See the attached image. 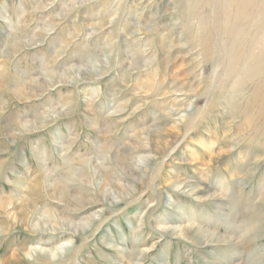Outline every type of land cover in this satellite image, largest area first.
<instances>
[{
  "label": "rangeland",
  "instance_id": "1",
  "mask_svg": "<svg viewBox=\"0 0 264 264\" xmlns=\"http://www.w3.org/2000/svg\"><path fill=\"white\" fill-rule=\"evenodd\" d=\"M263 42L264 0H0V260L264 264Z\"/></svg>",
  "mask_w": 264,
  "mask_h": 264
},
{
  "label": "bare ground",
  "instance_id": "2",
  "mask_svg": "<svg viewBox=\"0 0 264 264\" xmlns=\"http://www.w3.org/2000/svg\"><path fill=\"white\" fill-rule=\"evenodd\" d=\"M226 4V3H225ZM225 6V5H224ZM236 6V5H235ZM226 7V6H225ZM224 9V8H223ZM191 17V16H190ZM203 18V17H202ZM254 19V18H253ZM198 28V27H197ZM207 29V28H206ZM196 30V29H195ZM217 33V32H216ZM253 36V35H252ZM222 37V36H221ZM259 37V36H258ZM264 43V42H263ZM258 62V61H257ZM194 65V64H193ZM198 67V66H197ZM245 78V77H244ZM246 80V79H245ZM251 82V81H249ZM258 82V81H257ZM245 85V84H244ZM259 107V106H258ZM262 108V107H261ZM254 109V108H253ZM252 109V110H253ZM122 165V164H120ZM94 166V165H93ZM96 171V170H95ZM81 176V175H80ZM77 178H79V176H77ZM86 180V179H84ZM57 188L56 189V192L59 191L60 194L64 195L65 193V189L63 188V186H60L59 184L56 185ZM58 190V191H57ZM179 191V190H178ZM65 196V195H64ZM72 202L74 204H76L77 207L79 206H82L83 205V201L80 200V199H77V198H71ZM8 204V203H7ZM67 204V203H66ZM223 205V204H222ZM9 206H12V204H10ZM0 210H2V212L6 215V217H12L14 219H16V214L13 212V209L8 211L6 209V207L3 205V203H0ZM68 219V218H67ZM11 220V218H10ZM34 220V219H33ZM32 223V226L35 227V228H40V225L41 223H43L45 226L46 225H52V227H54L56 224L58 223H61L62 225H67V226H73L74 224L69 220H64V219H60L58 218L57 216H55L54 214H49V215H46L45 218L44 217H41L40 219L36 220V221H33L31 222ZM43 225V226H44ZM77 226V225H76ZM188 226V225H187ZM79 227V226H77ZM43 228V227H42ZM187 229L189 230H192L193 232L197 233V232H200V230L202 228H200V226L198 225H194V224H190ZM205 231V230H204ZM36 233V232H35ZM59 251V249H58ZM56 252V250H52V251H45V250H42V249H37L36 248H28V249H14L13 253L8 257V258H3L0 260V264H17L19 261H22V259L25 257V256H29L31 253L33 254H38V253H41V254H50V255H54ZM61 251H59L60 253Z\"/></svg>",
  "mask_w": 264,
  "mask_h": 264
}]
</instances>
